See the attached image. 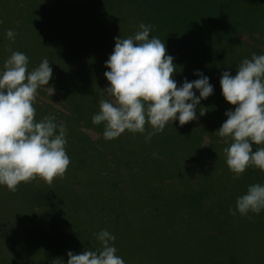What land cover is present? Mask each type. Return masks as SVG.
I'll return each instance as SVG.
<instances>
[{"label":"rangeland","instance_id":"1","mask_svg":"<svg viewBox=\"0 0 264 264\" xmlns=\"http://www.w3.org/2000/svg\"><path fill=\"white\" fill-rule=\"evenodd\" d=\"M44 1L51 2V0ZM59 1L62 7L66 8V16L58 18L67 22L76 34L93 33L98 38L95 41L96 45L92 46L91 43H88L83 49L87 50L86 53H91L90 56L98 52L95 56L86 57L80 62L85 67H93V72L88 79L89 88L85 98L81 99L82 107L80 102L75 103L76 118L79 119L73 118L72 120L73 115L70 107L63 103V100L71 99L72 96L66 82H64L65 89L60 93L62 97L55 91L52 96L59 97L41 95V90V93L38 92L37 101L34 104L36 120L43 118L44 115L41 112L50 107L56 119L66 125V153L70 158V164L64 178H55L51 185L39 178L29 183H21L15 191L21 197L17 199V202L11 203L13 192L4 189V196L0 201V233L4 236L14 237L18 233L26 232L24 226L15 219L14 214L1 208V205L11 203L9 207L12 210H14L13 207H17L20 218L23 220L32 219L36 224H39L37 227L34 226L36 232L32 239L28 238L31 245L26 249V253L34 260L56 257V262L52 264H60V260L63 261V264H67L68 251L80 254L85 249L100 248V243L94 233L106 229L116 237L114 242L117 248L116 255L122 257L125 264H227L226 262H229L231 257L228 247H217L218 244L210 247L202 245L200 242V234L209 236L213 230L200 228V232L192 233L186 229V223L189 221L187 219L199 212L200 207L196 204L198 200L204 201L205 204H211L212 200H216L220 196L224 197L230 191L234 192L240 187L248 186L247 175H242L237 179L234 174L228 172L225 153L221 158L222 166L213 171L214 167L210 166L213 156L211 153L205 155L209 145L213 142L212 138L204 134L209 129L214 128L212 133L221 143L220 147H215V151L224 150L230 145L231 141L225 143L224 139L215 133L227 117L214 116L207 109L205 115L200 116L199 108H197V120L183 126L178 121H174L173 125L169 123L164 132L154 135L150 142H145L147 132L140 134L130 133L127 130L119 138L106 141L103 138L104 124L93 125L91 120L92 116L100 110V99H111L100 94V90L108 87V81L103 75L105 71L109 70L104 66L105 62L115 47V38L121 36V39H125L134 35L140 22L147 24L146 19L151 16L134 17L132 13V18L122 20L107 14L100 3L94 1L92 3H87V0ZM54 2L56 0H53ZM74 3L76 4L73 5ZM40 5L41 0H0V33H6L9 29L17 33L12 48L0 49V70L3 69L4 62L11 52L19 51L28 57L29 71L37 67L45 57L48 58L53 73L56 70L67 71V66L62 67L53 63L56 60V54L47 49L45 45L37 43L33 47L32 42L29 43L27 39L19 40L22 37L39 35L40 28L36 24L34 25V21L35 17L41 19ZM129 9L134 11L131 7ZM233 9L236 8L233 7ZM46 10L50 14L47 19L56 18L54 9H47V5H44L43 11ZM126 12L130 13L128 10ZM227 13L230 19L236 16L231 9ZM98 31L102 32V40L96 33ZM112 35L118 36L111 38ZM254 36H256L254 40L257 37L262 39V36L259 37L256 34ZM159 39L166 46L164 38L159 37ZM241 40L252 42L246 34ZM26 44L28 47H21ZM229 51L236 56L242 52L234 48ZM69 56L71 53H68ZM242 57H246V55L244 54ZM230 64L236 67L233 62ZM187 80L192 81L194 78L187 77ZM205 102L201 101L200 104ZM87 103L92 106L91 110L86 107ZM218 104L231 110H234L235 107L226 101H219ZM76 121L79 127L74 126L69 129V124L74 125ZM145 127L147 130H151L148 124ZM186 127L189 130L182 132L181 130ZM200 138L202 139L201 143H199ZM258 147L260 146L252 145L254 152ZM185 168L186 170H184ZM141 169H147V172ZM151 170L158 172L157 177L160 180L164 178L166 182H169L174 178L176 184H184L182 190L177 188L170 194L162 196L158 193L149 194L147 197L149 203H151L152 196L155 199L153 206L146 207L149 209L137 204L138 210L144 209L142 214L147 218V224L144 226L135 218L141 212L132 210V207L126 206V204L124 207L120 204L121 210L125 208V211L121 212V217H117L116 214L120 213L117 199L120 196H122L120 198L132 196L128 191L119 193V190L128 185L134 187L133 179L148 178ZM201 172H211L209 174L211 177L197 178ZM242 180L244 186L240 185ZM207 211H209L208 208L200 212L204 215L208 214ZM153 214L156 216L155 218ZM142 219L146 221L143 216ZM153 219L157 223L173 222L176 227L167 231H162L160 228H149L148 224ZM29 230H33L32 222ZM39 230L41 238L38 235ZM246 239L247 236H245ZM128 241H133L131 244L134 246L126 249V246L129 247V244H126ZM9 246L13 248V246ZM54 248L57 249L52 251ZM44 249L48 254L39 256V251H44Z\"/></svg>","mask_w":264,"mask_h":264},{"label":"clouds","instance_id":"2","mask_svg":"<svg viewBox=\"0 0 264 264\" xmlns=\"http://www.w3.org/2000/svg\"><path fill=\"white\" fill-rule=\"evenodd\" d=\"M138 28L125 39L115 38V47L104 65L109 69L103 74L108 87L99 90L111 99H100V110L91 120L93 125L104 124L106 141L119 138L127 130L147 132L145 142H150L169 123L178 121L183 126L197 120L201 100L214 94L210 78L199 70L194 72L198 79L189 82L185 78L178 87L173 79L177 72L174 58L167 54L164 42L150 36L154 26L140 23ZM5 35L15 42V31L9 29ZM52 75L48 58L29 71V59L19 51L11 52L0 70V186L11 192L37 178L51 185L55 178H64L70 164L66 125L51 114L35 119L38 90L50 96L55 91L49 85ZM219 82L221 95L235 106L224 113L227 119L215 132L225 143L231 141L223 150L228 168L237 179L249 167L264 172V55L243 59L234 76L223 71ZM205 112L199 107L200 116ZM253 144L260 146L255 152ZM262 211L264 184L257 183L237 197L235 210L230 208L229 214L244 217ZM94 235L100 248L85 249L80 254L68 251L67 264H125L116 255L114 235L106 229Z\"/></svg>","mask_w":264,"mask_h":264},{"label":"trees","instance_id":"3","mask_svg":"<svg viewBox=\"0 0 264 264\" xmlns=\"http://www.w3.org/2000/svg\"><path fill=\"white\" fill-rule=\"evenodd\" d=\"M87 1V3H92L93 1L100 3L102 9L107 14L117 19H130L133 17L132 13L134 17H146L150 15L151 17L146 19V25L150 24L154 26V30L150 33V36L164 38L167 54L174 58V64L177 66V72L173 74V79L177 82V86L179 87L187 77L194 78V80L198 79L199 77L194 75L196 70H199L210 78V83L214 87V94L206 100H201L206 102L202 105L200 104L198 108L206 105L207 107L204 108L214 116H225L224 113L229 110V108L218 104L219 101H225L221 95L219 82L222 72L229 71L231 75L234 76L236 74V67L239 66L243 59H251L253 54L264 55V0ZM75 4L76 3L73 5ZM44 5H47V9H54V14L56 15L55 19H47V16L50 14L47 10L45 12L43 11ZM40 7L42 9V13H40L41 19L35 17L34 21V25L36 24L38 28H40L39 35L34 37H22L19 40L24 41L27 39L29 43L32 42L33 47H35L37 43L45 45L47 49L52 50L56 54V60L55 62L52 61L53 63L62 67L67 66L66 72L56 70L53 73L49 85L53 86L55 92L60 95L66 87L64 86V82H66L67 88L71 90L72 96L70 97L71 99L62 100L64 104L70 107L73 115L71 118L73 120V118H76V104L80 102L81 105V99L84 100L86 91L89 88L88 79L93 72V67L89 68V66L85 67L80 64L82 59L89 57L91 54L86 53L85 51L87 50L83 49L88 43H91L92 46L96 45L95 41H97L98 38L94 36L93 33L76 34V32L72 31L70 26H68L69 24L67 22L58 18L59 16H66V8L62 7L59 0H56L54 3L53 0H51V2L41 0ZM129 7L133 8L134 11L129 9ZM233 7L236 9H233ZM230 9L236 14L233 19H230L227 13ZM126 10L130 11V13H127ZM19 31L21 32L20 29ZM137 31H139V28L136 32ZM96 33L102 40V32L98 31ZM244 34L249 36L252 42L242 41L241 38ZM254 34L259 37L262 36V39L257 37L254 40L256 37ZM0 36H2V38H0V49H9L13 47L14 43L6 38L5 33H0ZM115 36L118 35H112L111 38ZM26 46L28 47V44L21 45L22 48ZM231 48L242 52H239L240 54L237 56L233 55L229 51ZM197 50L200 51L197 52ZM97 52H95L93 56H95ZM68 53H71V56L68 57ZM244 54L246 57H242ZM232 62L236 67L230 64ZM41 90H38L41 95L59 97L57 95L50 96L47 91ZM196 94L199 95L198 92ZM86 107L91 110L92 106L87 103ZM48 109L52 111L50 107ZM48 109L41 113L44 116L53 115V111L50 113ZM76 119L79 118L77 117ZM56 121L60 122L58 119H56ZM213 123L212 121V124ZM74 126L79 127L77 121L74 125L72 123L69 124V129ZM213 129L214 128L209 129L204 133L213 140L205 153V155L211 153L213 156L212 165L210 164V166L214 167L212 171L222 166L223 163L221 158L224 156L223 150H214L216 146L220 147L221 143L218 142V138L214 137L212 133ZM188 130L189 128L186 127L181 131L186 132ZM201 141L202 139L200 138L199 143H201ZM141 170L147 172V169ZM184 170H186V168ZM228 172L233 175L231 171L228 170ZM209 174H211V172H201L197 178H202L203 176V178H210L211 176H209ZM158 175V172L151 170L148 178H142L141 180L133 179L132 183L135 184L134 187H130L129 185L127 187H122L119 193L128 191L132 196L125 198H120L122 197L120 196L117 199L120 213L116 214V216L121 217L120 214L125 209L121 210V205L124 207V204H126V206H131L132 210H138V205L143 208L154 205L155 199L153 196L150 198L151 203L147 200L149 194L155 195V193H158V195L162 196L170 194L172 190L177 188L182 190L184 184H176L174 178L169 182H166L164 178L160 180V178L157 177ZM243 175H247L248 179H246V181L248 186L257 183L264 184V172L260 171L258 168L250 167ZM240 185L244 186L243 180L240 182ZM246 187H240L234 192L230 191L229 194L224 195V197L220 196L218 199L212 200L213 202L211 204H205L204 201L198 200L196 204L200 207L198 209L199 212L195 215H191L187 219L189 220L188 223H186V229H189L192 233L200 232V228L213 230L209 236L200 234V242L202 245L210 247L215 244H218L217 247H228L231 251V257L229 258V262H226L227 264H264V211L259 215L249 213L244 217H241L239 213H237L236 216L229 214L230 208L235 210L237 197L246 193ZM4 189H7V187L0 186V201L2 200V196H4ZM206 208L209 209V211H207L208 214L206 213L203 215L200 211ZM143 210H138L137 212H141V214L138 213L139 215L135 216L142 226L147 224V218L142 214ZM142 216L146 221L142 219ZM153 217L155 218L156 216L153 214ZM148 225L149 228H160L162 231L173 230L176 227V224L173 222L168 223L163 221L157 223L155 219ZM245 236H247L246 240ZM133 241H128L126 243L129 244V247L126 246V249L134 246L131 244ZM55 249L57 248L52 249V251ZM39 253V256L48 254L46 249H44V251L40 250ZM49 258L51 257L39 258L36 259V262L38 263L46 259L48 264H52L54 258L56 262V257H52V259Z\"/></svg>","mask_w":264,"mask_h":264},{"label":"crops","instance_id":"4","mask_svg":"<svg viewBox=\"0 0 264 264\" xmlns=\"http://www.w3.org/2000/svg\"><path fill=\"white\" fill-rule=\"evenodd\" d=\"M12 194L13 196L11 197V203L17 202V199L21 198L20 195L15 192H13ZM10 204L1 205V208H5L8 212L14 214L15 219L24 226L26 232L18 233L14 237L4 236L0 233V264H48L46 259L37 263L36 260L28 257L29 255L26 253V249H28L31 245L28 238L32 239L34 237V232H36V227L39 226V224H36L32 219L23 220L22 218H20L17 207H13L14 210H12V208L9 207ZM4 215L5 210L2 215L3 218ZM31 222L33 225V230H29V227H31ZM35 225L36 227L34 228ZM27 230L30 231L29 234H27ZM38 235L41 238L40 230L38 231ZM9 245L13 246V248ZM49 259H52V257ZM54 262L55 258L53 260V263Z\"/></svg>","mask_w":264,"mask_h":264}]
</instances>
